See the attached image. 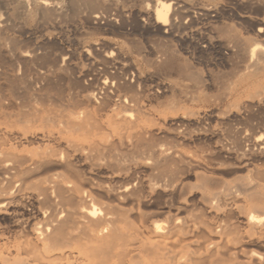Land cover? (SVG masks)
Returning a JSON list of instances; mask_svg holds the SVG:
<instances>
[{
    "label": "bare ground",
    "instance_id": "bare-ground-1",
    "mask_svg": "<svg viewBox=\"0 0 264 264\" xmlns=\"http://www.w3.org/2000/svg\"><path fill=\"white\" fill-rule=\"evenodd\" d=\"M123 1L0 0V264H264V0L135 1L169 37L248 13L253 38L210 28L234 59L227 115L188 108L202 100L167 45L145 74L97 38ZM79 22L86 69L54 39Z\"/></svg>",
    "mask_w": 264,
    "mask_h": 264
},
{
    "label": "rangeland",
    "instance_id": "rangeland-1",
    "mask_svg": "<svg viewBox=\"0 0 264 264\" xmlns=\"http://www.w3.org/2000/svg\"><path fill=\"white\" fill-rule=\"evenodd\" d=\"M135 1H137V0H131V1H123V2H120L119 4H118V6H116L117 7V9L119 10V11H117V9H115L116 7H114V9H110V10H108L106 13L108 14V12H110V11H112V13L110 12L109 14H113L114 15V13H116V11H117V13H119V14H115L113 17H115L116 19H117V22L119 23V25H121L120 26V28L118 29V30H116V31H113V34H115V35H113L112 34V31L111 32H109L110 30L108 29V28H106V27H104L103 29H101L100 31H99V33L97 34V35H99V36H97V38H101V39H104V40H108V41H110L112 44H113V46H119V44H120V41H125L126 42V45L125 46H128V48L127 47H125V46H123L122 48L123 49H121L120 50V52H121V54H122V58H124V59H126L127 61H130V63L132 64V67L134 68V69H138V71H141V72H143V73H145V74H152L153 73V71L155 72V69H153V67L151 66V57L152 56H150L151 54H148V52L152 49V48H154V49H156V48H158V44H159V47H161V46H164V47H167V48H169V49H171L172 50V52H173V50H174V52L173 53H175L174 55H176V57H177V59L178 60H180V61H182V62H184L185 64H186V69H185V72L188 74V72L191 74V76L193 77V79L194 80H196V79H198V77H199V79L197 80V81H201V80H203V79H209V80H207L210 84H208V86L207 87H209L208 89H207V87L206 86H203L202 84H201V82L199 83V82H197V81H194V80H186V81H184L183 83V87H184V89H185V95L187 96L188 94L191 96L192 95V97H194L195 98V101H197V100H199V99H201L202 101H197L195 104H193V103H191V104H188V108L189 109H191V110H197V108H198V110H200V111H204V112H208V111H216L215 113H217V111H219V113L218 114H220L221 115V113H222V115H227V113L229 114V113H231V112H233L236 108V106H235V104L237 103L236 101H234V97L236 96H234L233 94L232 95H229V89H230V86H231V81H232V75H230V74H232V70L231 69H229L230 67L232 68V65L234 64V59H231L230 57H229V55L227 54L228 52H227V50L225 49V47H223V45H222V43H223V41H224V39L223 40H220V41H222L221 43H218V42H220L219 41V38H221L222 36H218V34H219V30H221V29H227V28H231V30H229V29H227L228 31H230V32H235L236 31V33H240L241 34V32H242V35L243 36H246V32L248 33V35L247 36H250V37H254L253 35H252V31H251V29H252V27L251 26H249V22H250V19L249 18H245V15L246 16H248L247 14V12L245 13V10H242V9H238V8H236V7H233L232 5H230V4H225L226 5V12H225V15L224 14H220L219 16H221V17H218V18H216V22H213V20L211 19V18H206V17H200V18H198L196 21H194L193 22V24H191L192 26H189L186 30H183L182 31V36H180V35H170V37L172 38H170L169 37V35H165L164 33H158V26H157V24L156 23H153V22H151V21H148V20H146V19H144L145 20V22H144V20H142L141 21V17H138V18H136V19H138V20H136V19H133V15H132V13H133V9H134V14H136L137 15V10L140 8L139 6H138V3L137 2H135ZM133 3V4H132ZM137 3V4H136ZM127 5H130V6H127ZM232 6V8H230L229 9V7L228 6ZM120 6H122V7H120ZM136 7H138V8H136ZM126 8V9H125ZM130 8V9H129ZM228 8V9H227ZM128 9V10H127ZM137 9V10H136ZM123 10V11H122ZM227 10H229V11H227ZM237 10V11H236ZM114 11V12H113ZM127 11V12H126ZM241 11V12H240ZM126 12V13H125ZM105 13V15H107ZM232 14V16H231V14ZM234 13V14H233ZM238 13V14H237ZM240 13V14H239ZM118 15H120L119 17H118ZM127 16V17H125V16ZM131 15V16H130ZM233 15H235V16H233ZM251 16L250 17H252V18H255V17H259V15H257V14H250ZM125 18H124V17ZM131 17V18H130ZM225 17V18H224ZM227 17V18H226ZM233 17V18H232ZM143 18H145V17H143ZM142 18V19H143ZM220 18V19H219ZM228 18H229V21H228ZM238 18V19H237ZM243 18V19H242ZM125 19V20H124ZM133 21H131V20ZM234 19V20H233ZM119 20V21H118ZM134 20L136 21V22H134ZM211 20V21H210ZM232 20V21H231ZM244 20V21H243ZM245 20H247L248 22H245ZM147 21V22H146ZM223 21V22H222ZM229 24H227L226 22ZM238 21V22H237ZM243 21V22H242ZM122 22H124V23H122ZM143 23V26H142V24H140V23ZM151 22V23H150ZM211 22V23H210ZM217 22H219V26H218V23ZM222 22V23H221ZM231 22V23H230ZM135 23H137V24H139V25H137V24H135ZM146 23V24H145ZM243 23H245V25L243 24ZM83 24V26H81ZM154 24V25H153ZM209 24H213V26L211 27H209ZM216 24H217V33L218 34H216L215 32H216V30H215V32L214 31H211L213 28L215 29V27L214 26H216ZM226 24H227V26H226ZM237 24V25H236ZM231 25V26H230ZM86 26V24L84 25V23L83 22H79L78 23V25H77V28L76 27H69V28H66V29H64L63 30V32H61V34H62V36H61V34H57V35H54V39H55V41L58 43V45L60 46V47H62L65 51H67L70 55H71V58L73 59H71V64H77L80 68H82V69H86L87 67H89V61H87V58H86V56H85V51L84 50H86L87 48H88V46L92 43V41H94V40H92V39H88L89 38V30L87 29V26ZM129 26V27H128ZM141 26V27H140ZM151 26V27H150ZM152 26H153V28H152ZM241 26V27H240ZM246 26V27H245ZM78 27H80V28H78ZM127 27H128V29H127ZM136 27V28H135ZM156 29H155V28ZM192 27V28H191ZM208 27V28H207ZM234 27V28H233ZM243 27H244V29H243ZM84 28V29H83ZM141 28H142V30H141ZM148 28V29H147ZM210 28H212V29H210ZM233 28V29H232ZM248 28H249V31H248ZM80 29H81V31H80ZM86 29V30H85ZM140 29V30H139ZM151 29V30H150ZM190 29V30H189ZM195 29V30H194ZM203 29V30H202ZM208 29H210V31H208ZM235 29V30H234ZM247 29V30H246ZM71 30V31H70ZM125 30V31H124ZM128 30V31H127ZM135 30V31H134ZM144 30H145V32H144ZM156 31L157 33H155V32H153V31ZM190 32H189V31ZM246 30V31H245ZM83 31V32H82ZM104 31V32H103ZM132 31H134V33L132 32ZM150 31V32H149ZM192 31H194V32H192ZM251 31V32H250ZM117 32V33H116ZM137 32V33H136ZM186 32V33H185ZM188 32H189V34H188ZM206 32V33H205ZM210 32H212V33H210ZM64 33V34H63ZM78 33V34H77ZM81 33H82V35H81ZM84 33V34H83ZM88 33V34H87ZM109 33V34H108ZM135 33H136V35H135ZM140 33V34H139ZM215 33V34H214ZM245 33V34H244ZM120 34H122L121 36H119ZM130 34H133L132 36L130 35ZM142 34V35H141ZM184 34L185 35H187V36H185L184 37ZM198 34V35H197ZM209 36H207V35ZM38 34H34L33 36H37ZM67 35V36H66ZM76 35V36H75ZM77 35H78V37H77ZM80 35V36H79ZM84 35V36H83ZM101 35V36H100ZM105 35H107V37L105 36ZM124 35H125V37H124ZM148 35V36H147ZM150 35H153L152 37L150 36ZM157 35V36H156ZM164 37H163V36ZM192 35V36H191ZM206 35V36H205ZM215 35V36H214ZM63 36H65V37H63ZM110 36V37H109ZM127 36H128V38H127ZM131 38H130V37ZM167 36H168V39H170V40H168L167 39ZM180 36V37H179ZM191 36V37H190ZM212 37V39H211V37ZM61 37V38H60ZM88 37V38H87ZM105 37V38H104ZM113 37V38H112ZM159 37H161V38H159ZM166 37V38H165ZM179 37V38H178ZM201 37H204L203 38V40H202V38ZM207 37H208V39H207ZM214 37H215V39H214ZM64 38V39H63ZM65 38H67V39H65ZM69 38V39H68ZM75 38V39H74ZM78 38H81V41H83V42H85L86 43V45H85V43L83 44V42H81ZM120 38V39H119ZM150 38V39H149ZM156 38H157V41H156ZM209 38L211 39L210 41H208L207 42V40H209ZM119 39V40H118ZM122 39V40H121ZM129 39V40H128ZM139 41H138V40ZM143 39V40H142ZM158 39H161V40H158ZM182 39V40H181ZM185 39V40H184ZM206 39V40H205ZM67 42H66V41ZM168 40V41H167ZM173 41V43H171L172 41ZM191 40V41H190ZM203 42H202V41ZM217 40H218V42H217ZM71 41V42H70ZM75 41H77V42H75ZM87 41H89V42H87ZM90 41H91V43H90ZM116 41V42H115ZM133 44V45H131V43ZM134 43H133V42ZM144 43H143V42ZM151 41V42H150ZM177 41V42H176ZM62 42V43H61ZM81 42V43H80ZM140 42H142L141 44H140ZM147 42V43H146ZM148 42H150L151 44H149ZM163 42V43H162ZM186 42V43H185ZM207 42V43H206ZM214 42V43H213ZM216 42V43H215ZM78 43V44H77ZM80 43V44H79ZM129 43H130V45H129ZM157 43V44H156ZM162 43V44H161ZM165 43H167V44H165ZM213 43V44H212ZM63 44V45H62ZM82 44V45H81ZM87 44H89L88 46H87ZM138 44H140V45H138ZM152 44H154V45H152ZM171 44H173V45H171ZM175 44V45H174ZM189 44H190V46H189ZM205 44V45H204ZM210 44V45H209ZM218 44L220 45V46H218ZM78 45V46H77ZM85 45V46H84ZM142 45V46H141ZM150 45V46H149ZM152 45V46H151ZM165 45H167V46H165ZM147 46V47H146ZM170 46V47H169ZM176 46V47H175ZM177 46H179V47H177ZM181 46V47H180ZM184 46V47H183ZM133 47V48H132ZM136 47V48H135ZM139 47V48H138ZM143 47L145 50H143V49H141V48ZM150 47V48H149ZM188 47H189V49H188ZM79 48V49H78ZM82 48H84V50L82 49ZM134 48L135 49H137V50H134ZM178 48V49H177ZM182 48V49H181ZM211 48V49H210ZM223 48H224V50H223ZM148 49V50H147ZM183 49H184V51H183ZM186 49V50H185ZM197 49V50H196ZM208 49V50H207ZM71 52H70V51ZM79 50V51H78ZM81 50H83V51H81ZM126 50V51H125ZM133 50H134V52H133ZM176 50V51H175ZM180 50V51H179ZM78 51V52H77ZM80 51L82 52V54L80 53ZM123 51V52H122ZM182 51V52H181ZM224 51H225V53H224ZM124 52H126V53H124ZM136 52H137V54H136ZM143 52V53H142ZM181 52V53H180ZM185 52V53H184ZM132 53V54H131ZM138 53H140V54H138ZM223 53V54H222ZM124 54V55H123ZM128 54V55H127ZM130 54V55H129ZM190 54V55H189ZM75 55H77V56H75ZM80 55V56H79ZM81 55H82V57H83V59H82V57H81ZM84 55V56H83ZM134 55V56H133ZM143 55V57L145 56V58H142L141 56ZM188 55V56H187ZM226 55H228V61L229 62H226L227 61V56ZM74 56V57H73ZM129 56H131V57H129ZM150 57V58H148V57ZM179 56H181V58L179 57ZM184 56V57H183ZM190 56V57H189ZM205 56V57H204ZM81 57V58H80ZM135 57V58H134ZM187 57V58H186ZM189 57V58H188ZM74 58H76V59H74ZM78 58V59H77ZM127 58H130V59H127ZM132 59V60H131ZM145 59H147V60H145ZM186 59V60H185ZM217 59V60H216ZM230 59L232 60V63L230 62ZM86 60V61H85ZM145 60V61H144ZM78 61V62H77ZM82 63H81V62ZM135 61H136V63H135ZM147 61V62H146ZM190 61H191V63H190ZM73 62V63H72ZM84 62V63H83ZM147 63V64H145V63ZM186 62H188L190 65H193L194 67H192V66H189L188 67V63H186ZM193 62V63H192ZM89 63V64H88ZM137 63H139V64H137ZM231 63V64H230ZM135 64V65H134ZM142 66H141V65ZM85 65V66H84ZM228 65V66H227ZM83 66V67H82ZM145 66V67H144ZM225 66V67H224ZM149 67V68H148ZM145 70H144V69ZM151 68V69H150ZM195 68V69H194ZM150 69V70H149ZM153 69V70H152ZM189 69V70H188ZM191 69V70H190ZM192 69H194V70H196L195 72H194V70H192ZM208 69V70H207ZM229 69V71L231 72H229V74H228V72H227V70ZM199 73H198V72ZM152 72V73H151ZM209 72V73H208ZM205 73H206V75H205ZM189 74V75H190ZM194 74H195V77H194ZM201 74H203L202 75V78H200L201 76ZM209 74H210V76H209ZM198 77H197V76ZM230 75V79H229V76ZM212 76V77H211ZM210 77H211V79H210ZM213 79H216V81L215 80H213ZM229 80H230V82H229ZM157 81H158V83L160 82L161 83V80H156V81H148L147 83H148V85H153L154 83L155 84H157ZM193 82L192 84H191V82ZM212 81V82H211ZM163 82V81H162ZM228 82H229V84H228ZM147 83H146V85H147ZM190 83V84H189ZM198 83H199V85H201V88H200V86H198ZM189 84V85H188ZM211 84H212V86L214 87V89H213V87L211 86ZM216 85L217 86V84H219L217 87L216 86H214V85ZM222 84H224L225 85V87H227V85H228V88H224V85H222ZM186 87H185V86ZM195 85V86H194ZM211 87H210V86ZM197 86V87H196ZM202 86H203V88H202ZM223 86V87H222ZM199 87V89H197ZM221 87V88H220ZM188 88V89H187ZM190 88H192L191 90H190ZM212 88V89H211ZM215 88H217V89H215ZM183 88H182V90H184ZM187 89V90H186ZM202 91H201V90ZM219 89V90H218ZM228 90V91H227ZM181 91V90H180ZM191 91V92H190ZM205 91V92H204ZM222 91V92H221ZM201 92H203V93H201ZM226 92H228V93H226ZM193 93V94H192ZM204 93H205V96L203 97V95H204ZM224 93V95H222ZM202 94V95H201ZM228 94V95H227ZM188 95V96H189ZM198 95V96H197ZM197 96V97H196ZM232 98H231V97ZM199 97V98H198ZM203 99H202V98ZM226 97H227V99L230 97L231 98V100H230V98L227 100L226 99ZM211 99V100H210ZM218 99V100H217ZM222 100V101H221ZM224 100H226V101H224ZM213 101V102H212ZM224 101V102H223ZM228 101H229V103H228ZM206 102V103H205ZM199 103V104H198ZM227 103V104H226ZM207 105V106H206ZM217 107H216V106ZM224 105V106H223ZM232 105V106H231ZM234 105V106H233ZM212 106V107H211ZM195 107V108H194ZM199 107H200V109H199ZM223 107H225V108H223ZM230 108V109H228V108ZM194 108V109H193ZM207 109V111H205ZM211 109V110H210ZM224 109V110H223ZM227 112H226V111ZM233 110V111H232ZM223 111V112H222ZM230 111V112H229ZM226 112V113H225Z\"/></svg>",
    "mask_w": 264,
    "mask_h": 264
}]
</instances>
